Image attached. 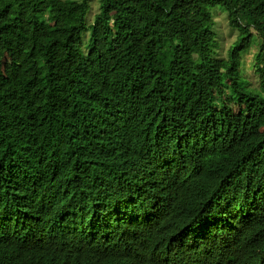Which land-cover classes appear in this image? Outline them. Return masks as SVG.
Instances as JSON below:
<instances>
[{
  "label": "trees",
  "instance_id": "1",
  "mask_svg": "<svg viewBox=\"0 0 264 264\" xmlns=\"http://www.w3.org/2000/svg\"><path fill=\"white\" fill-rule=\"evenodd\" d=\"M88 8L0 0V264H264V0Z\"/></svg>",
  "mask_w": 264,
  "mask_h": 264
},
{
  "label": "rangeland",
  "instance_id": "2",
  "mask_svg": "<svg viewBox=\"0 0 264 264\" xmlns=\"http://www.w3.org/2000/svg\"><path fill=\"white\" fill-rule=\"evenodd\" d=\"M64 2H80L81 0H63ZM97 12V0H89V8L85 14V24H90L93 15ZM210 14L213 19V50L215 56L225 57L226 51L231 43L236 38L237 32L231 28L227 21L226 13L218 6L210 9ZM251 45L248 49L241 53L239 75L243 81V85L248 90L254 93H260L258 88L257 77L253 71V58L257 51L259 40L253 34ZM85 38V37H84ZM10 84V69L6 59L3 60L2 73L0 76V91Z\"/></svg>",
  "mask_w": 264,
  "mask_h": 264
}]
</instances>
